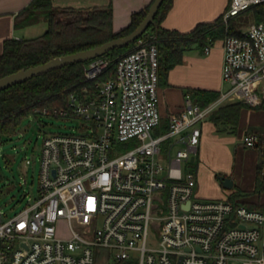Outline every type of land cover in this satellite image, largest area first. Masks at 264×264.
<instances>
[{
    "label": "built area",
    "instance_id": "2783aa9c",
    "mask_svg": "<svg viewBox=\"0 0 264 264\" xmlns=\"http://www.w3.org/2000/svg\"><path fill=\"white\" fill-rule=\"evenodd\" d=\"M260 4L230 0L223 21ZM223 43L227 90L205 107L186 95L162 135L152 133L162 122L153 36L117 61L113 78L99 80L107 59L87 64L92 87L72 92L58 112L83 120L81 131L48 135L38 198L8 218L0 210V264H95L103 248L113 264H264V212L198 196L185 170L217 107L264 105V21ZM243 140L255 147L259 138Z\"/></svg>",
    "mask_w": 264,
    "mask_h": 264
},
{
    "label": "trees",
    "instance_id": "16d2710c",
    "mask_svg": "<svg viewBox=\"0 0 264 264\" xmlns=\"http://www.w3.org/2000/svg\"><path fill=\"white\" fill-rule=\"evenodd\" d=\"M154 0H152L151 4ZM132 15L130 23L120 31L113 30V10L111 6L79 9L75 7H56L52 0H32L28 7L16 17L17 26H28L44 20L48 27L40 36L34 38L7 39L0 55V78L8 74L40 65L56 57L97 47L107 41L131 33L144 19L150 5ZM173 0H164L154 21L141 38L153 36L158 46L159 85L167 84L169 71L184 61L187 52L198 50L205 53L207 46L231 35H239L233 18L223 21V15L211 22L197 24L189 32L165 29L163 19L172 8ZM255 22L264 21V4L250 8ZM247 10V11H248ZM134 43L117 47L101 56L113 58L99 80L115 76L116 63L120 58L136 49ZM99 57V58H101ZM90 61L68 64L59 69L43 73L25 82L15 84L0 91V138L16 133L24 119L31 115L59 116V110L69 105V96L74 91L90 88L93 82L85 76V67ZM188 95L195 103L207 106L219 97V92L208 89H188ZM247 105L242 102L226 103L217 107L209 116L219 134H235L241 110ZM258 109H264V105ZM57 111V112H56ZM167 129L169 120L162 119ZM249 133L258 136L257 148L260 160L257 167L258 177L254 192L264 189V128H250ZM251 192L236 191L230 197L235 205L244 202L239 199ZM134 264V263H125Z\"/></svg>",
    "mask_w": 264,
    "mask_h": 264
},
{
    "label": "crops",
    "instance_id": "0c3cea01",
    "mask_svg": "<svg viewBox=\"0 0 264 264\" xmlns=\"http://www.w3.org/2000/svg\"><path fill=\"white\" fill-rule=\"evenodd\" d=\"M31 1L0 0V55L7 39H29L41 35L36 26L46 24L44 20L31 26L16 25L18 13L28 7ZM52 1L54 6L61 8L90 9L111 6L115 32L125 28L134 13L152 2V0ZM173 4L161 26L185 33L199 23L211 22L223 15L229 8L230 0H173ZM224 52L223 40L217 41L208 54L198 50L187 52L183 63L169 71L167 84L159 85L162 119L167 121L182 110L190 88L215 90L219 94L227 90L225 86L227 84L222 81ZM241 112L238 131L235 134H219L209 118L203 123L199 151L193 161L197 162L194 172L197 180L196 192L203 198L224 199H229L239 190L251 192L239 200L252 209L264 212V189L254 192L258 177L257 167L261 159L260 151L256 146L245 145L243 140L246 135L251 134L250 128H264V109L246 106ZM218 175L231 178L234 181V188H225Z\"/></svg>",
    "mask_w": 264,
    "mask_h": 264
},
{
    "label": "rangeland",
    "instance_id": "374dc122",
    "mask_svg": "<svg viewBox=\"0 0 264 264\" xmlns=\"http://www.w3.org/2000/svg\"><path fill=\"white\" fill-rule=\"evenodd\" d=\"M236 28L247 30L255 23L251 10L245 11L233 18ZM47 29L48 24L36 26L39 34ZM113 62V58H105ZM228 88V84L225 85ZM83 120L77 117H63L53 115H31L24 119L20 129L10 135L0 138V210L4 218L13 216L29 204L33 203L39 195L41 150L44 139L54 133L71 134L81 131ZM166 123L152 130L153 135H162L166 130ZM135 146L134 142L127 143L122 150ZM197 162L186 165L187 171L195 172ZM95 264H113L107 249L97 251ZM227 264H241L238 260H230Z\"/></svg>",
    "mask_w": 264,
    "mask_h": 264
},
{
    "label": "water",
    "instance_id": "95a60500",
    "mask_svg": "<svg viewBox=\"0 0 264 264\" xmlns=\"http://www.w3.org/2000/svg\"><path fill=\"white\" fill-rule=\"evenodd\" d=\"M163 1L164 0H154L153 3L150 5L144 19L133 31H131V33L107 41L101 45H98L97 47L78 51L75 52V54L72 53L65 56H61L60 58L56 57L53 60H50L46 63L32 66L26 69H21L17 72L1 77L0 91L7 89L8 87L13 86L15 84L25 82L43 73H47L49 71L59 69L68 64L94 60L103 55L105 56L107 52L117 47L134 43L135 41L139 40L142 37V35L146 32V30L149 28L151 23L154 21L155 16L157 15ZM194 160H195V156H192L191 161L193 162ZM218 179L225 188L227 189L234 188L233 187L234 181L231 178L225 175H218Z\"/></svg>",
    "mask_w": 264,
    "mask_h": 264
}]
</instances>
